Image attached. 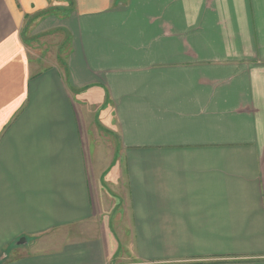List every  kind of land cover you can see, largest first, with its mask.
I'll return each instance as SVG.
<instances>
[{"label": "crops", "instance_id": "0c3cea01", "mask_svg": "<svg viewBox=\"0 0 264 264\" xmlns=\"http://www.w3.org/2000/svg\"><path fill=\"white\" fill-rule=\"evenodd\" d=\"M73 2L0 0V264H264V0Z\"/></svg>", "mask_w": 264, "mask_h": 264}, {"label": "rangeland", "instance_id": "374dc122", "mask_svg": "<svg viewBox=\"0 0 264 264\" xmlns=\"http://www.w3.org/2000/svg\"><path fill=\"white\" fill-rule=\"evenodd\" d=\"M51 2V8H52V11H60L62 9V5L64 4H68V10L69 9H73V0H68L69 2H66V0H49ZM65 7V6H64ZM63 10H65L63 8ZM65 34L63 33H59V34H55V35H50L49 37L47 38H44L43 40H41L39 42V46H40V50L42 52V50L44 51V48L45 47H48L49 49L47 51H50L51 53H55V43H57L59 41V39H61V37H64ZM28 36V35H27ZM28 38V37H26ZM26 41L28 42L29 40L26 39ZM29 43V42H28ZM43 43V44H42ZM61 53H63V50H60ZM45 54V53H44ZM43 54V56H44ZM39 66H37L38 68ZM41 67V66H40ZM43 67V66H42Z\"/></svg>", "mask_w": 264, "mask_h": 264}]
</instances>
